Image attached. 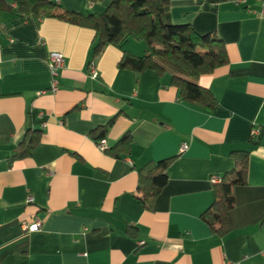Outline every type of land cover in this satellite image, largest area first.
I'll use <instances>...</instances> for the list:
<instances>
[{
	"label": "crops",
	"instance_id": "obj_1",
	"mask_svg": "<svg viewBox=\"0 0 264 264\" xmlns=\"http://www.w3.org/2000/svg\"><path fill=\"white\" fill-rule=\"evenodd\" d=\"M50 1L62 12L104 11L86 0ZM167 1L168 24L224 43L228 64L198 80L217 101L213 112L181 100L172 68L163 77L121 68L125 54L145 55L142 41L107 46L93 60V30L0 11V264H264L262 3ZM51 52L66 60L55 93ZM113 118L102 152L93 134ZM254 127L263 131L258 140ZM29 131L41 141L17 158ZM128 133L130 153L111 154ZM241 150L248 181L233 190L231 233L222 238L202 216L215 201L213 179L236 168L232 153ZM170 159L167 185L144 208L139 170Z\"/></svg>",
	"mask_w": 264,
	"mask_h": 264
},
{
	"label": "trees",
	"instance_id": "obj_2",
	"mask_svg": "<svg viewBox=\"0 0 264 264\" xmlns=\"http://www.w3.org/2000/svg\"><path fill=\"white\" fill-rule=\"evenodd\" d=\"M104 0H86L97 4ZM16 9L5 0H0V11L15 16H29L40 21L58 19L95 32L93 60L97 59L107 46L123 48L124 44L135 39L146 45L143 57L125 54L119 66L142 74L155 72L163 77L169 68L175 70L171 85L175 87L181 100L200 106L209 112L217 107L211 92L199 85L203 76L212 75L217 69L228 64L224 43L216 33L198 34L190 25H171L165 19L167 0H110L100 14L83 15L62 12L58 4L50 0H14ZM209 5V4H207ZM116 118L93 136L98 143L104 140L108 129ZM41 141L38 131H29L19 146L17 158L29 156ZM133 146L130 133L124 135L110 151L116 157L129 154ZM236 168L225 174L215 186V201L202 219L210 229L222 238L231 233L230 213L234 208L233 190L244 187L248 181L249 152L232 153ZM172 159L159 163H148L139 170V202L150 209L154 200L168 182L167 171Z\"/></svg>",
	"mask_w": 264,
	"mask_h": 264
},
{
	"label": "built area",
	"instance_id": "obj_3",
	"mask_svg": "<svg viewBox=\"0 0 264 264\" xmlns=\"http://www.w3.org/2000/svg\"><path fill=\"white\" fill-rule=\"evenodd\" d=\"M260 2L262 3L263 6V12L262 14L264 15V0H260ZM48 64H49V73H50V77H51V88L50 91L52 93H55L59 90V79L61 76L62 71L65 69L66 66V60L65 57L63 56V54L59 53V52H51L49 55V59H48ZM89 74L90 77L92 79H98L99 78V73L96 69V66L94 63H91L89 66ZM263 135V131L260 127H254L252 132H251V138L254 140H258L259 138H261ZM99 150H101L102 152L107 151V146H106V142L105 140H101L97 143ZM188 149L187 145H183L181 147V152H186V150ZM220 182V179L215 178L213 179V183L214 184H218ZM33 203V198L29 197L27 200V204H31ZM38 226L41 225V223L38 221L37 222ZM23 228L25 231L28 230V225L27 223H24Z\"/></svg>",
	"mask_w": 264,
	"mask_h": 264
},
{
	"label": "water",
	"instance_id": "obj_4",
	"mask_svg": "<svg viewBox=\"0 0 264 264\" xmlns=\"http://www.w3.org/2000/svg\"><path fill=\"white\" fill-rule=\"evenodd\" d=\"M201 6L204 5V9L205 11H209V12H215V10H213L210 5L204 4L203 2L199 3Z\"/></svg>",
	"mask_w": 264,
	"mask_h": 264
},
{
	"label": "rangeland",
	"instance_id": "obj_5",
	"mask_svg": "<svg viewBox=\"0 0 264 264\" xmlns=\"http://www.w3.org/2000/svg\"><path fill=\"white\" fill-rule=\"evenodd\" d=\"M110 0H104L100 3H97L98 5L104 6V10L106 9L107 5L109 4Z\"/></svg>",
	"mask_w": 264,
	"mask_h": 264
}]
</instances>
